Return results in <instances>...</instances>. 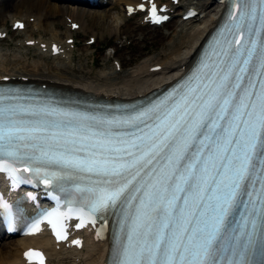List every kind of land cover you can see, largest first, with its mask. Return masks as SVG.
I'll list each match as a JSON object with an SVG mask.
<instances>
[{"label": "snow or ice", "instance_id": "snow-or-ice-1", "mask_svg": "<svg viewBox=\"0 0 264 264\" xmlns=\"http://www.w3.org/2000/svg\"><path fill=\"white\" fill-rule=\"evenodd\" d=\"M237 10L226 31L243 43L223 37L150 107L87 115L0 93V172L36 165L79 193L80 207L46 213L58 239L65 216L114 211L113 264H264V0Z\"/></svg>", "mask_w": 264, "mask_h": 264}, {"label": "bare ground", "instance_id": "bare-ground-1", "mask_svg": "<svg viewBox=\"0 0 264 264\" xmlns=\"http://www.w3.org/2000/svg\"><path fill=\"white\" fill-rule=\"evenodd\" d=\"M16 0H5L7 7H11ZM139 0H117L120 4L130 5ZM183 3L194 4L201 13L202 17L194 20L179 23L176 20L174 30L168 35V41L163 53L157 56H145L136 65L126 67L127 62L121 58L119 63L121 71L115 67L109 72L93 73L87 66L73 65L74 56L72 54L73 45L62 47L65 43L60 40L61 33L56 32V24L49 22V17H61V25L64 27V40L72 38L73 32L71 24H76L78 30L84 32L87 29L88 20H95L98 24H103V32L106 35L117 34L125 22L117 13L110 11L99 12L94 10L74 9L57 3L55 0H34V7L23 12L11 14L12 23L15 20H23L26 23L19 33L26 32L27 27L32 28L25 39L19 41L15 50L9 48L0 50V81L8 78L16 82H32L46 84L67 90L81 91L90 93L103 98H132L145 96L147 93L161 86L170 84L176 77L182 74L192 61L199 46L198 43L215 23L220 5L215 0H180ZM3 2V1H2ZM113 0H110V5ZM182 3V4H183ZM109 7V5L107 6ZM182 9L181 5L179 6ZM142 25V22L138 23ZM134 30V29H132ZM132 30L124 31V35L132 34ZM34 31H41L38 38H34ZM50 33L48 38L43 36ZM92 37L95 33L91 31ZM9 36L6 30L2 31L3 36ZM133 42H143L145 37L140 35L138 38L131 37ZM58 42L62 53L51 56L50 48L52 43ZM62 42V43H61ZM28 43V45H25ZM44 44L46 50H42L40 45ZM62 44V46H61ZM32 49L37 60L27 62L19 50ZM64 51V53H63ZM51 59L50 63L46 59ZM116 59V60H117ZM162 66L157 73H152L149 69L153 66ZM44 242V246L42 245ZM84 249L80 252L70 253L58 246H49L43 238H20L4 240L0 243V264H17L20 262L21 251L29 246L44 247L47 249L49 264H104L108 246L105 244H93L89 240L84 241ZM69 259V260H68Z\"/></svg>", "mask_w": 264, "mask_h": 264}, {"label": "rangeland", "instance_id": "rangeland-1", "mask_svg": "<svg viewBox=\"0 0 264 264\" xmlns=\"http://www.w3.org/2000/svg\"><path fill=\"white\" fill-rule=\"evenodd\" d=\"M167 1V0H163ZM34 0H16L11 7H7V4L0 3V28H10L12 24L11 14L17 12H23L25 9L29 10L34 7ZM99 12L110 11L111 13H117L120 17L126 21L127 19L123 16L122 5L113 0L111 5L107 8H102L97 10ZM88 24L86 32L80 30L79 32H74L76 47L74 49V63L75 68L78 65L91 67L92 59L94 65H97V69L93 73L98 72H109L112 68L111 60L107 58V55H111V51H115V56L119 59L121 58L124 62H127L125 68L138 64L142 59L147 56H157L163 53L165 50L166 43L168 41V35L173 32L175 26L174 23L163 28H148V27H138L137 23L140 22L138 18H133L125 22L122 29L117 34L106 35L103 32V24H98L95 20L87 18ZM49 22H54L59 31H63V26L61 25V18L57 15L53 18L49 17ZM134 29V30H132ZM132 30V36L138 38L140 35L144 36L145 39L141 43L133 42L130 35H124V31ZM32 29L28 28V32L31 33ZM95 33V43L93 45H87L89 37H92V33ZM22 37V34L14 33L11 35V39L6 38L0 41V50H5L7 48L10 51L15 50L13 45ZM10 40H12L10 42ZM110 46L108 51L103 49ZM96 50V51H95ZM23 57L28 59L27 62L32 60H37L32 50H19ZM92 56V52H94ZM51 59H46L47 63H50ZM94 69V68H93Z\"/></svg>", "mask_w": 264, "mask_h": 264}]
</instances>
